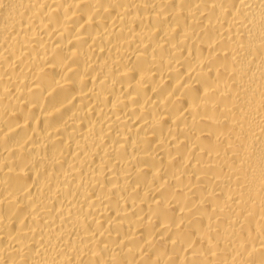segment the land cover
<instances>
[{"label": "bare ground", "instance_id": "1", "mask_svg": "<svg viewBox=\"0 0 264 264\" xmlns=\"http://www.w3.org/2000/svg\"><path fill=\"white\" fill-rule=\"evenodd\" d=\"M0 264H264V0H0Z\"/></svg>", "mask_w": 264, "mask_h": 264}]
</instances>
